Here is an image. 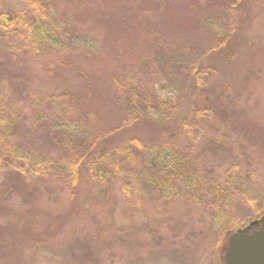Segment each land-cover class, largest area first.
<instances>
[{"label":"rangeland","instance_id":"rangeland-1","mask_svg":"<svg viewBox=\"0 0 264 264\" xmlns=\"http://www.w3.org/2000/svg\"><path fill=\"white\" fill-rule=\"evenodd\" d=\"M43 1L51 4L59 25L66 20L67 28L73 26L74 36L67 38L65 50L77 57L84 54L92 59L101 58L104 65L100 64L103 67L99 65L97 72L92 65L86 68L82 59L83 66L46 76L42 69L31 64L22 69L23 63L15 62L9 69L1 70L0 100L5 102L8 97L6 102L26 103L29 92L75 93L90 85L91 97L94 96L91 105L99 120L105 121L102 130L124 124L126 118L136 114L137 119L131 126H124L121 134L139 136L148 144L158 142L161 157H154L157 150L143 149L144 163L136 166L139 181L134 184L140 203L132 206L134 209L129 205L124 210L115 206L111 214L118 241L104 228L93 235L89 221L93 216L95 225H99V215L112 208L100 201L108 193L105 188L99 192L101 197L91 198L87 218L74 208H61L52 202L57 199L52 194L55 183L44 178L34 182L0 167V192L10 190L7 200L0 197V205L7 218L21 216L25 220V224H19L12 218L11 223L5 222V227H0V264H223L221 257L226 243L219 255L213 249L217 230L226 231L234 226L232 231L245 229L248 233L264 225V214L257 215L255 204L246 200L250 193L264 191V87H259L264 84V0H238L234 13L225 6L234 0H96L101 14L87 22L86 17L77 16V22L84 24V28L71 23L64 0ZM133 3L149 5L148 13L136 22L149 25L151 34L159 31L163 35L162 44L154 47V53L152 41L139 40L137 29L122 23L123 12L125 18L130 16L127 10L135 7ZM24 7L23 0H0V18L16 17ZM91 10L95 11L93 7ZM231 21L243 30L239 46L231 50V55L215 59L211 63L213 71L205 68L200 71L198 82H194L184 69L201 62L207 67L201 56L209 47L207 27L215 25L224 32ZM57 32L63 33L62 38L65 36L61 27ZM0 54H4L1 49ZM113 77L124 83L123 91L116 90ZM130 92L136 96L145 92L158 95L173 105L177 101L176 107L180 109L173 112L174 118L184 116L173 125L177 129L169 126V117L164 118V112L156 106L137 104L130 109ZM196 101L212 107L195 119L192 113L184 112ZM48 114L47 122L57 118L51 112ZM30 118V114L22 117L26 131L21 134L20 143L24 147H41L34 137L37 132L28 129ZM41 135L47 145L44 138L48 139V132L42 127ZM173 145L182 151L176 153ZM46 152L54 155L55 150L50 147ZM175 154L178 155L174 157ZM184 154L193 157L194 163L202 168L201 173L214 166L222 168L213 170L206 180L189 176L178 183L179 191L185 188L191 191V200L172 198L171 202L168 195L176 188L168 187L175 182L161 191L143 189L145 183L141 179L146 181L152 172L161 173L163 162L188 163ZM225 182L234 196L222 186ZM217 188L225 190L224 196L217 195ZM116 194L119 196L118 191ZM72 216L79 217L83 224L52 238ZM253 220L257 223L249 227ZM127 237L135 245L124 246L122 241ZM24 242L26 247L21 245ZM68 244L73 251L66 249ZM104 257L106 260L102 262Z\"/></svg>","mask_w":264,"mask_h":264},{"label":"trees","instance_id":"trees-1","mask_svg":"<svg viewBox=\"0 0 264 264\" xmlns=\"http://www.w3.org/2000/svg\"><path fill=\"white\" fill-rule=\"evenodd\" d=\"M23 1L25 7L19 11L16 17L12 16L7 20L3 17L0 18V49L4 53L0 54V73L1 70L9 69L11 64L17 62L19 64L23 63V65L21 64L23 66L21 67L22 69H27L30 66L29 64H31L37 69H42L46 76H52L63 69H71L73 66H83L80 64L83 60L87 63V65H84L86 68L92 65L97 72L99 71V65H104L101 58L92 59L84 54L77 57L70 55L65 50L67 38L74 36L73 26L67 28L66 20L59 25L58 22L60 21H55V17L52 14L53 7L49 2H44L43 0ZM64 2V6H67L71 13V23L77 26L81 25V28H84L85 25L77 22L78 15L86 17L85 21L87 22L88 20L91 21L94 15L101 14L97 6L99 2L96 3V0H64ZM131 5H135V7L127 10L130 16L126 18L125 12H123L122 23L137 29L140 36L139 40L152 41V52L154 53V47L162 44L163 35L159 31L158 34H151L149 32V25L145 27L144 24L136 22V19L148 13L149 5L141 6L140 4L137 5V3ZM238 5V0H234L228 2L225 6L228 7L230 13H234V7ZM91 7L95 11H92ZM116 19L115 17L112 24L115 23ZM230 23L224 32L218 28L216 29L215 25L213 28L210 25L207 27L206 37L209 47L201 53V56L207 62V67L203 66L201 62L199 65L185 67L184 69L194 82H198L200 71L205 68L213 71L211 63L215 59L221 58L223 54L231 55V50L239 46V41L243 38V30L235 26L234 21ZM56 24L59 26H56ZM60 27L65 32L63 38L61 37L63 33L57 32ZM226 43H228L227 46L225 45ZM161 46L163 47V45ZM103 65L100 66L103 67ZM107 65L110 66V64ZM221 68L225 69L226 67L221 66ZM108 71L109 69H107ZM112 82L118 91H123L125 88L124 83L118 77H113ZM262 85H259V87H264V84ZM91 93L92 88L90 85H87L85 89L80 92L76 90L75 93H68L66 91L59 94L29 92L26 103L14 102L12 104L10 100L6 102L8 97L5 98V102L3 99L0 100V167L3 171L16 173L23 178L30 177L34 182H38L44 178L46 181L55 183V192L53 191L52 194L57 199L56 201L52 200V202L61 208L67 206L68 208H74L82 212L81 214L87 218H90L88 211L92 206L91 198L93 200L94 198L101 197L99 192L102 188H105L108 193L100 201H103L112 208H108L109 211H105L104 215H99V225H95V217L93 216L89 221L92 225V231H94L93 235L99 228H104L105 231L111 233L117 239L116 241H118L117 231L112 224L113 219L111 218L114 207L119 206L121 210H124L126 209L125 206L129 205L130 209H134L132 206L140 203L139 198L134 193V184L136 185L139 181L136 166H141L144 163L143 159L145 155H142L143 149L147 148L148 152L152 149L153 151L157 150L158 152L156 151V155L154 156L157 159L161 155L157 149L158 142L148 144L139 136L121 134L120 131L124 126L126 128L127 126H131L134 120L137 119L138 116L136 117V114L126 118L124 124L115 126L113 129L102 130L106 127L102 125L105 121L99 120L100 118L95 113L91 105L94 102V96L91 97ZM129 95L131 98L129 100L130 109L133 108L132 105L135 106L137 104H143V106L151 108L156 106V108L164 112L166 116L164 118L167 119L169 117V126L174 130L177 128L173 125L180 123L184 117L181 115V117L176 116L174 118L173 112H178L180 109L176 107L177 101H173L174 105L166 101L169 105L161 100L158 95H151L148 92L139 93L137 96L130 92ZM211 107L196 101L194 106L191 108L187 107L184 113H192L195 119L197 117L201 118ZM49 112L57 116L51 122H47L46 120ZM28 114L31 116L28 129L30 132L36 131L39 134V136L36 134L34 137L40 141L42 148L36 146L24 147L20 143L21 134L26 131V127L22 124V117H26ZM41 127L48 132V139L44 138L47 145L44 144L41 138V136L43 137L41 135ZM51 127L52 129H50ZM97 130L102 131L94 135ZM189 133L190 131L186 132L187 135ZM167 138L170 140L169 138H172V136ZM50 147L55 150L54 155L46 152ZM171 147L176 153L177 151H182L177 145ZM153 155L154 152L152 157ZM177 155L173 156L176 157ZM184 156L185 159L189 160L188 163L186 161L183 165H174L163 162L162 165L164 166H162L163 170H161V173L152 172L146 181L145 178L141 179L145 183L143 189L152 191L159 188L157 190L161 191L164 187L173 185L175 182L172 187H168V189L176 188L172 194L168 195L171 202L172 198H179L181 201L191 200L189 198L191 191H188L186 188L182 192L179 191V188H177L178 183L184 181L189 176H198L200 179L206 180L208 176L213 174V170L217 171L222 168L221 166H214L204 169L201 173L202 168L194 163L193 157L190 156L191 158H188L185 154ZM222 186H224V189H227V193L234 196V193L227 187L228 183H222ZM224 189L217 188V195L219 197L224 196ZM116 191H118L119 196H117ZM9 193L10 190L3 189L0 192V197L7 200ZM246 200L252 201L255 204L254 210L257 212V215L264 214V191L262 193L255 192L254 195L250 193ZM79 206H81V209ZM12 218L19 224H25V220L21 216L11 217L9 215L7 218L6 212L0 205V220L2 221L0 227H5L3 225L5 222L11 223ZM71 218L59 232L58 229H55L56 232L52 235V238L62 235L64 230L74 227V225L81 226L83 224L80 222L79 217L72 216ZM233 228L234 226L227 228L226 231L217 230L215 232L213 249H215L216 255H219L218 253H220V250L226 243L227 232L230 233ZM97 234H99V231ZM128 238L122 241L125 242L124 246L131 247V245H135ZM43 242L47 241L43 240ZM69 244L66 249L73 251V249L69 248ZM21 245L26 247L25 242ZM114 245L117 248L118 242ZM23 247L20 249L23 250ZM84 256H86V253ZM105 257L102 262L106 260ZM90 259L91 256L87 260Z\"/></svg>","mask_w":264,"mask_h":264},{"label":"water","instance_id":"water-1","mask_svg":"<svg viewBox=\"0 0 264 264\" xmlns=\"http://www.w3.org/2000/svg\"><path fill=\"white\" fill-rule=\"evenodd\" d=\"M256 223L253 220L249 227ZM221 260L223 264H264V225L248 233L245 229L229 233Z\"/></svg>","mask_w":264,"mask_h":264},{"label":"flooded vegetation","instance_id":"flooded-vegetation-1","mask_svg":"<svg viewBox=\"0 0 264 264\" xmlns=\"http://www.w3.org/2000/svg\"><path fill=\"white\" fill-rule=\"evenodd\" d=\"M252 230V229H251Z\"/></svg>","mask_w":264,"mask_h":264}]
</instances>
